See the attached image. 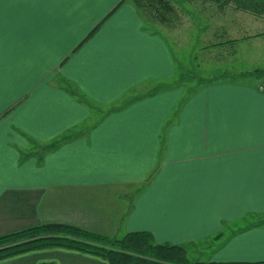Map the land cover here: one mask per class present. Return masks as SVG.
<instances>
[{"label":"crops","instance_id":"obj_1","mask_svg":"<svg viewBox=\"0 0 264 264\" xmlns=\"http://www.w3.org/2000/svg\"><path fill=\"white\" fill-rule=\"evenodd\" d=\"M119 1L0 0V234L60 222L185 245L264 218V91L219 80L122 104L169 83L176 61L129 2L107 17ZM67 83L115 109L92 119ZM71 130L79 135L43 151ZM211 259L264 260V222L240 228ZM0 264L108 262L50 247Z\"/></svg>","mask_w":264,"mask_h":264},{"label":"rangeland","instance_id":"obj_2","mask_svg":"<svg viewBox=\"0 0 264 264\" xmlns=\"http://www.w3.org/2000/svg\"><path fill=\"white\" fill-rule=\"evenodd\" d=\"M176 5V18L170 22H157L153 29L166 37L176 61V74L167 84L147 85L135 91L141 95L161 88L178 87L183 96L209 81H242L264 84V14H251L229 5L219 9L208 0H172ZM238 40L223 44L229 40ZM214 45V46H212ZM211 46V47H209ZM102 111V109H100ZM98 117L97 112L92 119ZM264 218H249L224 231L220 239H211L210 246H189V259H204L218 249L227 236L237 229ZM211 257V256H210ZM212 260V259H211Z\"/></svg>","mask_w":264,"mask_h":264},{"label":"trees","instance_id":"obj_3","mask_svg":"<svg viewBox=\"0 0 264 264\" xmlns=\"http://www.w3.org/2000/svg\"><path fill=\"white\" fill-rule=\"evenodd\" d=\"M200 1L202 2L201 4H204V2L208 0ZM212 1L215 2L219 9H224L231 5L235 9L245 10L254 15H258L259 13L264 14V0ZM124 2H129L135 8L142 19L143 29L147 32L157 33V31L153 29L155 23L166 21L172 24L171 21L176 18V13L174 12L176 10V5L172 0H120L107 17ZM235 41L238 40H229L223 44ZM262 73H264V71H262L261 74ZM209 82L212 83L213 81ZM66 89L80 98L90 108L92 115L97 112L98 117L104 116L115 109L110 107L100 111L98 107L92 106L84 99L70 84H66ZM135 91L136 90H132L124 98L122 104L137 99L138 94H136ZM176 112L177 111H175L174 116ZM79 132L80 131L77 130L68 131L46 143L42 146V149L44 152L51 151L65 141L79 135ZM236 225L237 222L223 223V229L219 233L201 241L179 245L167 242L157 243L152 234L148 231L127 232L117 237L91 232L67 223L48 222L10 233L0 234V259L35 249L59 247L74 249L98 256L106 260L108 264H264V260L214 261L211 260V252L204 259H189L187 256V249L189 246L196 247L202 243L206 244V246H210L209 241L211 239H220L223 237L225 230L230 227H235ZM238 231H240V229L232 232L214 249H219L230 236Z\"/></svg>","mask_w":264,"mask_h":264},{"label":"built area","instance_id":"obj_4","mask_svg":"<svg viewBox=\"0 0 264 264\" xmlns=\"http://www.w3.org/2000/svg\"><path fill=\"white\" fill-rule=\"evenodd\" d=\"M257 88L261 91H264V84H258Z\"/></svg>","mask_w":264,"mask_h":264}]
</instances>
